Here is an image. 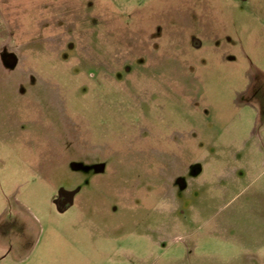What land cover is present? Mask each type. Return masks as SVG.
<instances>
[{
    "label": "rangeland",
    "instance_id": "obj_1",
    "mask_svg": "<svg viewBox=\"0 0 264 264\" xmlns=\"http://www.w3.org/2000/svg\"><path fill=\"white\" fill-rule=\"evenodd\" d=\"M0 264H264V0H0Z\"/></svg>",
    "mask_w": 264,
    "mask_h": 264
},
{
    "label": "water",
    "instance_id": "obj_2",
    "mask_svg": "<svg viewBox=\"0 0 264 264\" xmlns=\"http://www.w3.org/2000/svg\"><path fill=\"white\" fill-rule=\"evenodd\" d=\"M64 194H65V198L67 199V201L64 203V207H67L68 205H72L74 199L73 193H64Z\"/></svg>",
    "mask_w": 264,
    "mask_h": 264
},
{
    "label": "crops",
    "instance_id": "obj_3",
    "mask_svg": "<svg viewBox=\"0 0 264 264\" xmlns=\"http://www.w3.org/2000/svg\"><path fill=\"white\" fill-rule=\"evenodd\" d=\"M53 251H54V249H53ZM51 252H52V249L48 250V254L51 253ZM25 258H26V257H25Z\"/></svg>",
    "mask_w": 264,
    "mask_h": 264
},
{
    "label": "flooded vegetation",
    "instance_id": "obj_4",
    "mask_svg": "<svg viewBox=\"0 0 264 264\" xmlns=\"http://www.w3.org/2000/svg\"><path fill=\"white\" fill-rule=\"evenodd\" d=\"M63 201H64V202H66V201H67V199H65V198H64V199H63Z\"/></svg>",
    "mask_w": 264,
    "mask_h": 264
}]
</instances>
